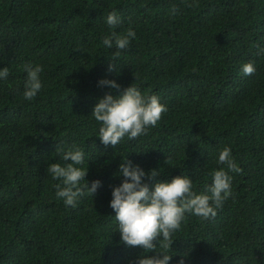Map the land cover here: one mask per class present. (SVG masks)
Here are the masks:
<instances>
[{
  "label": "trees",
  "instance_id": "1",
  "mask_svg": "<svg viewBox=\"0 0 264 264\" xmlns=\"http://www.w3.org/2000/svg\"><path fill=\"white\" fill-rule=\"evenodd\" d=\"M114 10L122 23L109 29L104 18ZM129 28L136 37L126 49L102 45ZM261 50L264 0H0V68L10 71L0 82V264H135L143 249L120 242L109 207L122 159L160 168L158 181L191 176L199 193L223 167L224 147L241 169L230 173L232 196L213 218L186 216L170 264H264ZM29 61L44 66V87L30 102L22 98ZM248 62L256 71L245 76ZM103 78L120 89L99 87ZM133 83L168 110L146 135L105 146L92 109ZM73 146L85 151L86 179L102 181L75 208L56 198L61 181L47 173L70 163L57 150Z\"/></svg>",
  "mask_w": 264,
  "mask_h": 264
},
{
  "label": "clouds",
  "instance_id": "2",
  "mask_svg": "<svg viewBox=\"0 0 264 264\" xmlns=\"http://www.w3.org/2000/svg\"><path fill=\"white\" fill-rule=\"evenodd\" d=\"M104 23L109 29H116L122 23V18L114 10L107 14ZM135 37L136 32L131 28L126 35L112 31L103 37L102 45L105 48L115 46L118 50H124ZM257 54H264V50ZM116 68L112 64L109 71ZM22 70L26 73L22 98L30 102L44 87V66L29 61L23 65ZM241 71L249 76L256 71V66L254 62H248L242 65ZM9 75L7 66L0 68V82L7 81ZM97 83L99 87L110 89L119 90L121 87L115 79L103 78ZM172 85L176 84L166 82L164 86ZM167 110L158 95L144 93L133 83L119 95L106 93L95 104L90 116L100 125V142L115 148L125 138L131 141L146 135L150 128L158 125ZM57 151L61 153L63 161L70 163H51L47 173L53 180L61 181L56 185V198L62 200L65 206L75 208L85 195L94 196L102 186V181L97 179L89 182L86 179L88 165L85 166L87 157L83 149L73 146L67 150L59 148ZM216 163L223 167L211 173V184L198 193L191 176L183 174L170 181H158L157 177L162 175L160 168L145 171L127 157L122 159L116 175L123 179L120 184L113 186L109 207L115 213L113 217L120 233V242L128 247L143 249L144 254L137 258L135 264H170L173 255L169 254L168 249L172 244V236L181 228L186 216L191 214L205 220L216 216L217 209L232 196L233 176L230 173L241 171L229 147L219 152ZM147 181L156 182L150 186ZM153 250L157 255H147Z\"/></svg>",
  "mask_w": 264,
  "mask_h": 264
}]
</instances>
